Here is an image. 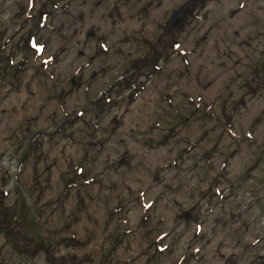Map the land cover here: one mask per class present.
<instances>
[{
    "label": "rangeland",
    "instance_id": "374dc122",
    "mask_svg": "<svg viewBox=\"0 0 264 264\" xmlns=\"http://www.w3.org/2000/svg\"><path fill=\"white\" fill-rule=\"evenodd\" d=\"M0 264H264V0H0Z\"/></svg>",
    "mask_w": 264,
    "mask_h": 264
},
{
    "label": "flooded vegetation",
    "instance_id": "af4514ba",
    "mask_svg": "<svg viewBox=\"0 0 264 264\" xmlns=\"http://www.w3.org/2000/svg\"><path fill=\"white\" fill-rule=\"evenodd\" d=\"M56 1H58L59 3H61L62 0H56ZM47 9H48V8H47ZM42 12H43V10H40V11H39V15H40V16L43 14ZM45 12H46V11H45ZM45 12H44V13H45ZM34 14H35L36 17H38L36 13H34ZM44 16H46V14H44ZM42 18H43V17H42ZM27 24H28V27H29V25H30V20H27L26 25H27ZM36 32H37L36 34H38L39 37H40L41 34L39 33V31H36ZM29 49H30V48H29ZM29 49H26L25 51H22V52H20L19 54L22 53L23 55H25V54L27 55V54L29 53V51H28ZM116 103H117V102H116Z\"/></svg>",
    "mask_w": 264,
    "mask_h": 264
}]
</instances>
